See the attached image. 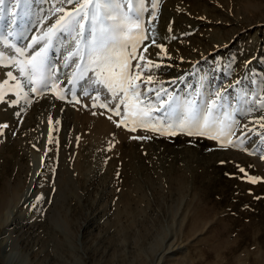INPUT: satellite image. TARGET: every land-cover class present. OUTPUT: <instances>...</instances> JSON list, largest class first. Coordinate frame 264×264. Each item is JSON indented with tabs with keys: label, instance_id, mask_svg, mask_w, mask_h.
<instances>
[{
	"label": "rangeland",
	"instance_id": "374dc122",
	"mask_svg": "<svg viewBox=\"0 0 264 264\" xmlns=\"http://www.w3.org/2000/svg\"><path fill=\"white\" fill-rule=\"evenodd\" d=\"M134 6L148 37L137 55L159 64L137 81L144 105L159 104L144 87L149 76V88L175 97V111L153 109L150 127L175 124L194 101L201 116L212 110L220 139L130 131L127 117L118 127L124 107L121 116L99 107L115 105L110 93L92 72L80 75L75 58L66 66L75 33L59 34L48 86L21 75L13 111L0 117L8 125L0 128V264H264V0ZM56 7L5 0L0 38L26 48L61 15L51 14ZM91 39L88 24L81 46ZM44 96L52 100L40 103ZM230 127L237 146L222 147Z\"/></svg>",
	"mask_w": 264,
	"mask_h": 264
},
{
	"label": "snow or ice",
	"instance_id": "6c2138e0",
	"mask_svg": "<svg viewBox=\"0 0 264 264\" xmlns=\"http://www.w3.org/2000/svg\"><path fill=\"white\" fill-rule=\"evenodd\" d=\"M19 4L20 0H16ZM61 7H56L51 13L56 15L60 13L54 23L39 38L34 37L31 44L26 48H17L15 45L8 44L6 40L0 38L9 48L14 49L12 56H5L4 52H0V64L7 62V65L17 68L18 72L27 77L30 83L34 85H47L50 78L48 53L52 47L53 40L61 33H75V50L70 52L66 60L67 62L75 58L77 60L76 69L80 75L92 72L97 78L98 83L104 85L111 96L114 98L115 106L109 108L107 103H102L99 107L107 109L116 116H121V106L124 107V116L120 121H113L117 126L124 125L125 117L134 127L130 131H136V126L144 128L146 131L158 132L160 135H177L178 132L189 136H207L210 139H220V135H214V132H221L216 127V122L211 119L212 110L209 109L208 114L201 116L196 107L195 102L190 101L186 104L182 118L175 124L163 125L159 128L150 127L153 124V109L164 110L169 112L175 111V97L171 96L164 89L155 91L148 87V81H144V87L147 91L155 92V98L159 102L158 105H144L141 91V83L137 82L141 79L143 71H151L148 65L159 67V64L153 65L145 55H137L138 47L143 40L148 39L146 29L139 17V11L135 8V0H58ZM5 4V0H0V9ZM63 5H70L71 10H65ZM157 5L154 4V7ZM153 19H156L153 16ZM88 24L92 25V39L89 43L81 46V37L84 35ZM171 30V29H169ZM154 43V40H153ZM39 45L37 48L36 46ZM160 47L166 54V49ZM35 49L29 54V50ZM147 52V46L143 48V53ZM136 60L135 65L132 61ZM144 62L142 68L141 63ZM11 80H17L12 72L7 73ZM75 75V74H74ZM16 89L20 88V84H16ZM55 88L56 85H51ZM33 92H38L37 87H33ZM164 93L162 96L161 93ZM5 89L0 85V100L3 99ZM19 94V93H17ZM218 99L222 98V94L216 93ZM57 98L63 100L65 96L57 93ZM75 99V98H74ZM99 99V97H97ZM71 102V101H70ZM79 103V101H76ZM30 104L31 101L29 100ZM213 107L217 106V100H212ZM97 105H93L96 107ZM103 114V113H102ZM95 115V113H93ZM112 120V116H108ZM264 120V117H261ZM159 123V121H157ZM7 124L0 125V128H7ZM264 127V124L261 125ZM233 133V129H228L225 136L226 143H222V147L237 146L228 137ZM133 139H147L149 137H132ZM51 142V140H50ZM242 143V141H241ZM244 172L243 168L239 169ZM251 183H257L255 177H247Z\"/></svg>",
	"mask_w": 264,
	"mask_h": 264
},
{
	"label": "bare ground",
	"instance_id": "6f19581e",
	"mask_svg": "<svg viewBox=\"0 0 264 264\" xmlns=\"http://www.w3.org/2000/svg\"><path fill=\"white\" fill-rule=\"evenodd\" d=\"M24 9V8H23ZM4 15V14H3ZM12 50L14 51V49L13 48H9V47H7L6 45H5V43H3L2 41H0V52H4L5 53V56L6 57H8V56H10L9 55V53H12ZM12 55V54H11ZM7 72H8V65H7V62H5L4 64H0V85H2L3 83H1V82H4V89H5V94H4V96H3V99L2 100H0V107L2 106H4V107H7L6 109H7V112H6V110L4 111V112H2V111H0V117L1 116H5V115H7L8 116V114L9 113H11L12 111H13V101H14V99L17 97V93H19L20 92V89H21V84H22V81H23V79H22V76H21V74L19 73V74H13L14 76H16L17 77V80H11L9 77H8V75H7ZM94 76V75H93ZM24 77V76H23ZM94 80H96V79H94ZM17 83H19L20 84V88L19 89H16V84ZM100 86H101V89H102V91H104V92H108V90H107V88L104 86V85H102V84H100ZM109 95V94H108ZM50 96H44L43 97V99H41L40 100V103H47V101H48V103H49V101L50 100H52L51 98H49ZM109 98L111 99V101L113 100L114 101V98L111 96V94L109 95ZM88 100V99H87ZM54 101H56V100H54ZM54 101H52V106H53V108L54 107H56L57 106V108L58 109H60V107H61V105L59 104V103H57V102H54ZM112 101V102H113ZM102 102V101H101ZM100 102V103H101ZM41 104V105H42ZM108 104H110V103H108ZM32 105V104H31ZM15 106V105H14ZM36 105L34 104V107H35ZM112 107H114L115 105H111ZM34 107H32V109H34ZM37 108V107H36ZM39 108V107H38ZM55 109V108H54ZM30 111H31V109H30ZM69 112H71V111H67V112H65V114H64V116H62V122H64V120H65V118L68 120V115H69ZM15 115V114H14ZM34 115V114H33ZM33 115H29L30 117L32 116V118H33ZM26 118H29V117H26ZM66 120V121H67ZM68 123V122H67ZM69 124V123H68ZM215 133V135L217 134V132H214ZM62 140V139H61ZM58 146V145H57ZM53 149V148H52ZM56 149V148H55ZM59 149V148H58ZM53 151V150H52ZM10 194V193H9ZM15 194V193H14ZM12 195V194H11ZM15 196V195H14ZM13 196V197H14Z\"/></svg>",
	"mask_w": 264,
	"mask_h": 264
},
{
	"label": "water",
	"instance_id": "95a60500",
	"mask_svg": "<svg viewBox=\"0 0 264 264\" xmlns=\"http://www.w3.org/2000/svg\"><path fill=\"white\" fill-rule=\"evenodd\" d=\"M24 1H25V0H24ZM6 12H7V8L5 7V9H4V12H3V13H4V14H6Z\"/></svg>",
	"mask_w": 264,
	"mask_h": 264
}]
</instances>
